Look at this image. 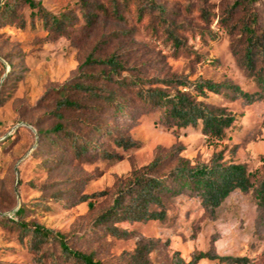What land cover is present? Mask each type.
Listing matches in <instances>:
<instances>
[{
    "label": "rangeland",
    "instance_id": "1",
    "mask_svg": "<svg viewBox=\"0 0 264 264\" xmlns=\"http://www.w3.org/2000/svg\"><path fill=\"white\" fill-rule=\"evenodd\" d=\"M39 1L61 20L60 33L49 31L25 1L0 0V7L16 5L13 23L0 25V264H52L50 253L55 264H65L55 245L33 248L30 234L19 223L59 232L72 249L102 264L187 263L200 252L264 264V208H258L251 190L232 193L213 215L188 190L163 196V220L116 222L119 236L108 232L109 224L96 221L132 173L156 158L162 160L159 175L178 159L208 164L218 153L225 163L242 164L250 174L262 175L264 99L247 104L209 94L205 103L235 117L225 139L214 144L200 126H167L159 110L138 101L132 86L122 88L106 80L108 67L84 65L89 55H115L124 68L118 79L134 80L145 89L171 93L158 81L202 79L255 93L254 80L233 53L239 35L230 32L250 13L264 30V0L239 5L235 11L237 0H151L158 9L142 22L132 9L118 21L98 11L100 5L109 10L108 0H86L88 12L96 16L91 27L79 0ZM5 21L0 15V24ZM167 26L178 34L179 47ZM107 94L125 103L122 115L105 105L101 98ZM64 99L79 109L59 108ZM57 124L90 142V149L78 157L68 139L55 147L56 135L38 134ZM118 138L135 146L118 147ZM140 248L142 257L136 252Z\"/></svg>",
    "mask_w": 264,
    "mask_h": 264
},
{
    "label": "trees",
    "instance_id": "2",
    "mask_svg": "<svg viewBox=\"0 0 264 264\" xmlns=\"http://www.w3.org/2000/svg\"><path fill=\"white\" fill-rule=\"evenodd\" d=\"M31 9H36L43 25L49 30L61 32L62 22L56 16L47 12L40 1L23 0ZM258 0H237L234 3V11L240 5H250ZM83 10L86 24L91 27L95 15L88 12L86 0H79ZM109 10L102 5L98 11L105 16H110L118 21H124V15H129L131 9L138 22H142L146 16L158 9L151 0H108ZM16 5L4 3L0 7V15L6 19L5 23H13L11 19L16 17ZM250 13V12H249ZM232 16V11L228 12ZM163 20L162 16H159ZM164 21V20H163ZM23 27V22L20 24ZM166 31L176 46H180L181 40L173 28L167 26ZM237 32L234 40L233 53L239 63L245 68L248 76L254 80L258 91L246 92L240 87L225 82H213L211 80L197 79L188 81L183 79L160 80L173 92L161 89L142 88L134 80L125 81L118 79V72L123 71V66L115 55L106 59L93 58L89 55L84 65H98L108 67L110 73L106 80L117 86L135 89L138 101L152 109H157L162 114L163 122L167 126L177 129L196 128L200 126L201 133L210 143H219L225 139V130L229 129L235 121V117L225 109L214 107L205 103L209 94L223 97L231 96L232 101L242 100L247 104L264 99V30L257 28L256 17L250 13L238 25L231 26V35ZM119 34V32H118ZM242 45L241 50L239 46ZM110 76H113L112 78ZM155 84V83H154ZM76 89L87 91L82 84H75ZM105 105L112 108L117 115H122L125 103H119L113 94L101 98ZM63 109H79L76 102L64 99L58 103ZM99 131V128H97ZM40 136L56 135L58 141L52 142L58 147L62 139H68L69 148L79 157L85 154L92 144L71 135L57 124L47 132H38ZM118 147L129 149L135 144L127 139L114 140ZM162 160L154 159L147 166L134 171L128 178L125 186L119 189L113 196L109 208L100 213L96 221L99 224H109L107 230L114 236H119L115 223L119 221L146 222L161 221L165 218L162 197L177 196L180 191L188 190L200 201L206 212L213 215L221 204L234 192L242 194L253 192L258 208H264V173L258 176L256 171L250 174L245 165L225 163L220 153L215 154L208 164L190 165L187 161L178 159L177 163L165 174H156L160 171ZM21 212V211H20ZM18 212V215L20 214ZM18 226L30 234L32 247L39 249L45 244H53L57 247L60 258L65 264H102L95 260L91 254L77 251L68 246L65 237L59 232L38 224L19 223ZM146 247V246H145ZM138 257H142L141 248L137 249ZM52 264L56 263V257L50 253ZM141 259V258H140ZM213 261L218 264H249L246 257L217 256L210 253H197L185 263L178 259L174 264H199L201 261Z\"/></svg>",
    "mask_w": 264,
    "mask_h": 264
}]
</instances>
